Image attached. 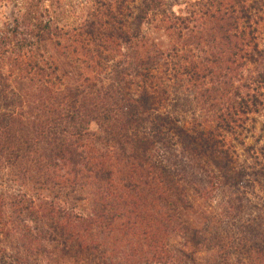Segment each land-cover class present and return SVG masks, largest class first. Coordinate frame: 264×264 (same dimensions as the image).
Listing matches in <instances>:
<instances>
[{"label":"trees","instance_id":"1","mask_svg":"<svg viewBox=\"0 0 264 264\" xmlns=\"http://www.w3.org/2000/svg\"><path fill=\"white\" fill-rule=\"evenodd\" d=\"M180 2L102 0L73 35L47 23L22 33L39 45L54 37L61 46L65 37L63 50L72 54L80 52L76 46L85 49L83 61L67 58L63 67L53 55L50 66L38 61L33 43L18 40L19 24L0 37V62L10 50L13 56L10 74L0 70V234L26 251L10 256L15 263L41 255L45 240L15 215L40 220L57 213L64 245L74 242L80 253L96 254L110 244L106 264L115 254L119 264H202L173 249V236H183L194 253L206 246L224 255L221 264H236L226 257L231 251L240 253L238 264H264V238L251 256L241 254L257 237L255 227L264 237V219L254 227L234 194L213 205L217 191L239 190L250 173L235 167L226 141H207L200 127L215 123L232 132L241 115L260 111L264 0L189 1L185 13H176ZM147 24L164 29L174 45L163 50L149 43ZM42 63L49 69L56 63L65 79L53 78ZM24 68L17 91L11 73ZM196 109L203 113L196 124L201 129L189 136L178 124L181 114ZM49 190L56 202L44 193ZM90 190L91 213L77 214L72 200ZM0 254V264H13L4 261L8 252L1 246Z\"/></svg>","mask_w":264,"mask_h":264},{"label":"rangeland","instance_id":"2","mask_svg":"<svg viewBox=\"0 0 264 264\" xmlns=\"http://www.w3.org/2000/svg\"><path fill=\"white\" fill-rule=\"evenodd\" d=\"M100 1L102 0H0V37L11 35V30L15 28L17 24H19L20 34H18V40H21L26 37L22 34L23 32L29 35V32L35 29V25H44L46 23L54 32L55 28L57 27L58 29H61L62 32L66 31L73 35L77 33V30H82V27L85 26L88 17H90L95 9L99 6ZM105 1L107 2L109 0ZM189 1L196 0H182V2H180L181 5L176 6L173 11L176 13H185L187 10L186 3H189ZM143 31L149 43L156 44L163 50L169 49L174 45L175 39L159 26L147 24L144 25ZM26 39L33 43L31 48L34 49L37 54L39 53V55L36 56L37 60L48 61L49 66L51 65V61L49 59L51 55L56 57V59H60L57 60V62L63 61L62 67L64 62H67V58L74 61L77 57H79L81 61L84 59L81 53L84 52L85 49H83L81 46H76L77 48L75 47V49L80 51L78 54H72V49L70 51L63 50L67 44V39L65 37L60 40L62 42L61 46L56 44L59 40L56 41V38L54 37H52V39H54L53 41H48L40 45L34 37H26ZM77 44H80V42H76V45ZM92 47L95 48L94 46ZM92 47L90 46V48ZM28 49L30 48L28 47ZM9 52L10 53L6 55L5 60L0 62V70L4 68V74L8 75L11 72L10 70H12L10 59L13 58L11 55V50ZM40 53L44 54V56ZM115 58L119 59L118 56ZM56 63L52 66V69H49V66L47 68V66H45L43 63L41 64L45 66L46 72H53V78L54 76H63L62 71H58L57 73L55 72L54 68ZM79 64H81V62H79ZM66 69L69 68L66 67ZM71 69H74V67ZM82 69L83 73L89 75L87 70L85 71L84 68ZM26 70V68H24V70L21 69V71H16L13 69L11 73V76L17 79H12L14 89L17 91L22 88V84H20L23 81V79H21V75H23ZM68 71L71 70L69 69ZM36 72L37 71H35V73ZM78 73L79 72H77V74ZM69 76L72 77V74H69ZM62 79L65 78L62 77ZM240 81L241 79H238L235 82L237 84L236 87L241 88L243 83ZM260 101L263 103L260 107V111L258 113L252 112L247 115H241L240 121L238 124H236L237 127L232 132L216 129L215 123L207 124L205 127L200 125V127L203 128L202 130L205 131L203 134L207 135V141H226V148L229 150L230 160L234 163L235 167L237 169H244L250 173L249 177L247 178L248 182H246L239 190L229 191L226 189L224 194L222 190L217 191L213 205H219L221 201L226 200L227 196L234 194L239 200H244L245 209L243 214L245 217H249L251 221L254 222V227L255 224H259L261 220L264 219V176L258 174V171L260 170H263L264 173V91L261 92ZM193 108L195 107L193 106ZM181 115L182 123L178 124V127L179 129L187 132L185 134L190 136L195 132V130L198 131V129H201L196 124L202 122L203 113L198 112L196 109L195 112L188 111L186 114ZM213 130H216V132ZM90 131L92 133H96L99 131V127L93 123L90 126ZM89 192H91V190L80 191L76 194V196H81L83 200H72L71 204L75 208V212L77 214L81 213L82 215H87L91 213L90 210L94 206H92L93 198L88 195ZM44 193L51 201L56 202V199L54 198V195L56 194L55 190L44 191ZM61 205H64V202L61 203ZM206 208L207 205H205L204 209ZM49 215L51 214L49 213L45 218L40 220L39 218L33 217L29 213H24L21 216L15 215L17 222H21L23 225H28L32 230H34L35 235L39 234L43 237V239H45L42 241V245L40 246L41 255L40 253L35 254L30 258L29 261H27L28 263L26 262L27 264H106V261L104 260L107 257L111 258L112 248L110 244H104L103 249H99L96 254H93V251L91 254L80 253L78 245L74 242H68V245H64L66 238H63L60 235L61 231L57 229L59 224L55 220L58 214L56 213L53 217H50ZM224 227H226L225 224L215 229L214 236H216L218 233H221ZM260 229L263 228L255 227V235L257 237H251L252 240H250L247 245V251L245 253H241L243 259H245V256H251L255 252V249L260 247V241L262 238H264L261 235ZM115 239L117 240L118 237L115 236ZM254 239L258 240L255 241ZM170 240L173 249L183 250L189 254L192 253L198 263H213L215 259L219 262V264H221L225 257L224 255H218V258L215 256V250L213 251L211 249L209 251L206 246L201 247V250H199L198 253H194L193 249L189 247L186 248L184 246L185 239L183 236H173V238ZM125 244L126 243L121 244L122 249L123 246L127 247ZM0 246L8 252V254L3 255L4 261H12L13 264H17L14 262V259L10 258V256L14 255L15 253H19L21 256L25 257L24 255L26 254V251L21 247L20 244L17 242H11L10 239L4 237V235L1 234ZM252 248L254 249L253 252ZM116 255L117 254H115V256ZM103 256L105 259H103ZM115 256L112 264H119V257ZM181 256L182 255L179 253L176 254V257ZM226 257L233 259L236 264H238L237 262L240 260L243 261L240 257V253L237 252L234 253L231 251L230 254H226ZM175 264H190V262L184 260L183 263L176 262Z\"/></svg>","mask_w":264,"mask_h":264}]
</instances>
